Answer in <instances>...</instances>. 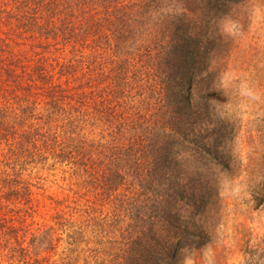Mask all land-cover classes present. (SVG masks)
Here are the masks:
<instances>
[{"label": "trees", "instance_id": "1", "mask_svg": "<svg viewBox=\"0 0 264 264\" xmlns=\"http://www.w3.org/2000/svg\"><path fill=\"white\" fill-rule=\"evenodd\" d=\"M211 4L0 0V252L8 264H177L176 247L209 241L176 208L200 207L180 150H197L191 100L199 19ZM23 40L39 49L34 63L15 49ZM47 165H68L96 197L113 199L112 216L61 210L54 225L30 232L33 171Z\"/></svg>", "mask_w": 264, "mask_h": 264}, {"label": "rangeland", "instance_id": "2", "mask_svg": "<svg viewBox=\"0 0 264 264\" xmlns=\"http://www.w3.org/2000/svg\"><path fill=\"white\" fill-rule=\"evenodd\" d=\"M211 1L198 23L204 37L191 100L197 150H180L183 177L190 173L196 186L189 196L200 207L181 202L176 208L209 241L176 247V262L264 264V0ZM17 42L15 49L27 50L34 63L39 49ZM3 150L0 145V156ZM34 175V206L25 222L30 232L54 225L61 210L77 216L96 208L101 217L114 213L113 199L96 197L68 165L39 166ZM0 264H8L1 252Z\"/></svg>", "mask_w": 264, "mask_h": 264}]
</instances>
